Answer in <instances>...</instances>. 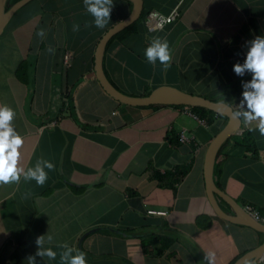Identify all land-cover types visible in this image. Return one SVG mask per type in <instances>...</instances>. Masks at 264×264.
<instances>
[{"label":"crops","instance_id":"crops-1","mask_svg":"<svg viewBox=\"0 0 264 264\" xmlns=\"http://www.w3.org/2000/svg\"><path fill=\"white\" fill-rule=\"evenodd\" d=\"M173 9L179 16L163 28L150 31L143 20L137 32L107 43L104 72L131 95L168 85L241 111L213 177L239 205L264 213V135L258 117L243 116L251 111L242 93L253 90V73L233 71L264 36V0H143L147 13ZM116 17L111 8L98 28L84 0H34L0 33V106L14 110L9 125L22 137L19 179L0 183V264H29V257L71 264L81 253L87 264H207L209 250L214 264H232L264 240L220 218L207 198L204 155L227 118L207 124L181 106L122 104L98 83L95 47ZM157 36L168 41L167 68L145 54ZM243 130L249 146L238 142ZM181 131L191 140L172 144L168 134ZM176 166L188 169L166 175ZM37 167L47 174L43 184L25 179ZM243 264H264V254Z\"/></svg>","mask_w":264,"mask_h":264},{"label":"water","instance_id":"water-1","mask_svg":"<svg viewBox=\"0 0 264 264\" xmlns=\"http://www.w3.org/2000/svg\"><path fill=\"white\" fill-rule=\"evenodd\" d=\"M7 0H0V33L9 22L14 13L31 0H17L8 9H5ZM131 2V9L128 15L110 26L99 38L93 58V68L95 77L102 89L116 101L131 106H150L154 104H171L184 106H201L214 111L217 114L226 116L227 120L221 130L213 137L208 144L203 163V174L205 180L206 194L214 212L222 219L246 225L255 231L264 233V223L254 219L246 212L241 205L224 193L215 183L213 177L214 163L221 145L236 131L241 125V117L235 118L234 111L227 103L212 100L198 94L185 92L177 87L162 85L156 87L148 94L131 95L119 90L107 78L103 69V57L106 45L109 40L119 31L136 21L143 11V0H128ZM223 199L234 210V214L226 213L219 199ZM264 254V240L260 245L244 253L232 264H243L248 260H257Z\"/></svg>","mask_w":264,"mask_h":264},{"label":"clouds","instance_id":"clouds-1","mask_svg":"<svg viewBox=\"0 0 264 264\" xmlns=\"http://www.w3.org/2000/svg\"><path fill=\"white\" fill-rule=\"evenodd\" d=\"M87 10L95 17L94 23L98 28H103L110 18V11L113 0H84ZM162 27V25H157ZM42 29L37 34L42 33ZM145 54L149 60L159 58L162 66L167 68L171 59L168 41L162 37H154L150 46L146 47ZM249 69L253 73V79L249 82L252 91L245 90L242 95L247 101V106L251 110L243 114L246 121L259 118L256 128L261 135H264V36L257 35L248 49L243 65L233 64V71L237 74L242 73L243 69ZM223 102V101H221ZM14 115V110L8 106H0V183L14 182L19 179L17 170V161L20 156L18 148L22 145V137L13 130L9 121ZM233 117L239 118L238 111L232 112ZM52 168L51 163L48 164ZM25 179L35 177L37 184H43L47 179V174L39 167L35 170L28 169L24 173ZM42 238H37L40 243ZM48 255H54L50 250ZM29 257V264H31ZM203 259L207 264H214L215 253L212 250L207 251ZM71 264H87L84 254L81 253L72 258Z\"/></svg>","mask_w":264,"mask_h":264},{"label":"trees","instance_id":"trees-1","mask_svg":"<svg viewBox=\"0 0 264 264\" xmlns=\"http://www.w3.org/2000/svg\"><path fill=\"white\" fill-rule=\"evenodd\" d=\"M17 0H7L6 4H5V9H8L14 2H16ZM34 1V0H31ZM112 9L116 12L117 17L116 20H120L122 18H124L130 11L131 9V2L128 0H113V4H112ZM147 14V11H142L140 17L134 21L132 24H130L129 26H127L126 28L122 29L121 31H119L118 33H116L108 42L111 43L113 40H122L124 39L127 35L131 34V33H135L138 31V27L139 25H141L143 23L144 17ZM150 91H146L144 92V94H148ZM161 104H154V105H150L151 107H156V106H160ZM176 106H181V107H185L188 108L192 113H194L198 118L205 120V122L207 124H210L213 122V120L216 117H223L226 120V116L221 115V114H217L214 111L205 108V107H201V106H184V105H176ZM240 138L238 139L239 143H246L247 142V146H249L248 144V138H247V132L246 130H243L242 133L240 134ZM229 139V138H228ZM168 140L172 143V144H178L179 143V139H178V134H175L174 132H170L168 134ZM188 169V166H176L174 172H167L166 175H176V178H179L180 176H182ZM163 175H159L158 177L162 178ZM165 176V175H164ZM163 176V177H164ZM216 185L218 186V182H216ZM75 191H79L78 189H75ZM146 248V247H145ZM144 250H148V249H144Z\"/></svg>","mask_w":264,"mask_h":264},{"label":"built area","instance_id":"built-area-1","mask_svg":"<svg viewBox=\"0 0 264 264\" xmlns=\"http://www.w3.org/2000/svg\"><path fill=\"white\" fill-rule=\"evenodd\" d=\"M178 16H179V12L177 9H173L172 12L168 15H162L158 12L151 11L145 15L144 24L147 26L148 30L150 31L158 30V29L163 28L167 23L176 19ZM157 25H162V27H157ZM68 58H69V54H66L64 56L65 63H67ZM185 112L197 118V116L194 113H192L189 109H186ZM239 113L241 114V111H239ZM178 139L180 142H188L191 140L190 136L187 135L184 131H181L178 134ZM242 207L254 219H256L257 221H260L261 223H264V213L257 211L250 205H244ZM149 212L150 213H160V214L165 213L163 211H154V210L153 211L150 210Z\"/></svg>","mask_w":264,"mask_h":264}]
</instances>
